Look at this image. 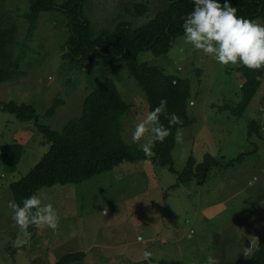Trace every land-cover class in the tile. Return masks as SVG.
I'll list each match as a JSON object with an SVG mask.
<instances>
[{
	"label": "rangeland",
	"instance_id": "rangeland-1",
	"mask_svg": "<svg viewBox=\"0 0 264 264\" xmlns=\"http://www.w3.org/2000/svg\"><path fill=\"white\" fill-rule=\"evenodd\" d=\"M67 0L43 13L32 26L28 0L0 2V31L15 26V54L23 76L0 84V102L31 105L41 125L62 131L82 115L91 83L114 75L101 63L71 65L65 43L70 33L61 11ZM169 4L168 0H84V12L95 34L114 31L120 22L140 27ZM147 6L141 15L139 8ZM256 22L262 24V20ZM176 39L168 54L144 51L139 63L161 68L167 75L190 82L188 113L193 125L180 129L174 168L182 173L190 158L197 164L207 155L218 165L202 179L178 183V175L148 161L123 162L114 170L73 185L40 190L58 215V229L38 227L37 237L23 247V235L12 219L11 185L24 178L48 153L51 144L34 122H21L0 109V149L21 144L18 166L7 168L0 154V264H57L64 256L86 253L83 264H136L152 259L180 264H249L242 251L249 235L264 233V79L243 115L234 109L242 99L245 77L236 65H220L211 56L193 51ZM75 64V63H74ZM114 79L131 110L124 115L123 138L142 148L147 137L131 142L136 124L148 115L146 94L136 78L120 65ZM101 78V77H100ZM63 101L53 117L47 112ZM257 123L250 135L251 124ZM242 155L243 159L237 161ZM38 192V193H39ZM107 209V215L103 211ZM143 237L138 240L137 237Z\"/></svg>",
	"mask_w": 264,
	"mask_h": 264
},
{
	"label": "trees",
	"instance_id": "trees-1",
	"mask_svg": "<svg viewBox=\"0 0 264 264\" xmlns=\"http://www.w3.org/2000/svg\"><path fill=\"white\" fill-rule=\"evenodd\" d=\"M6 0H0L4 2ZM29 12L26 15L32 26L38 23L43 13L55 9L57 0H28ZM169 4L152 20L140 27H133L128 22H120L114 31L102 30L95 34L92 24L85 16L84 0H67L61 11L67 19L70 36L64 44L71 65L82 66L87 60L101 63L114 72L112 76H99L98 85L89 86L90 94L85 98L82 115L71 120L62 131H55L39 123L40 117L35 108L19 105L14 101L0 102L3 112L15 115L21 122H34L38 131L51 144L48 153L24 178L11 185V191L17 203L34 192L56 185H75L88 181L102 173L114 170L123 162L136 163L148 161L155 166L168 168L178 175V183L186 184L191 180H202L207 173L218 165L216 160L207 155L197 164L192 157L184 171L177 173L174 168L173 151L176 135L180 129L190 127L193 121L188 113L190 102V82L185 79L167 75L161 68L139 63L137 57L144 51H150L160 57L169 53L177 38L183 36V18L192 11V0H168ZM223 2V0H221ZM237 14L264 24V0H232ZM139 13L145 15L147 6H141ZM16 27H6L0 31V84L11 82L23 72L15 54ZM75 63V64H74ZM122 65L137 80L146 94L149 111L157 107L162 99L167 100V111L175 113L181 125L171 128L163 143H157L154 157H146L137 144H127L123 138V117L131 110L115 82V75ZM245 77L240 104L234 110L243 115L260 90L264 79V69L252 70L239 66L237 68ZM101 77V78H100ZM259 77V78H258ZM63 101L56 100L47 116L53 117ZM161 123L168 126V120L161 116ZM260 129L257 123L251 124L250 135L254 129ZM24 153L21 144L2 146L0 154L2 163L7 168L18 166ZM242 155L237 161L243 159ZM32 233L29 241L38 234V227L29 228ZM86 253L77 252L64 256L57 264H83ZM136 264H180L166 260L141 261ZM249 264H264V233L260 240L259 251H255Z\"/></svg>",
	"mask_w": 264,
	"mask_h": 264
},
{
	"label": "clouds",
	"instance_id": "clouds-1",
	"mask_svg": "<svg viewBox=\"0 0 264 264\" xmlns=\"http://www.w3.org/2000/svg\"><path fill=\"white\" fill-rule=\"evenodd\" d=\"M194 5L191 12L184 18L181 25L183 43L190 45L193 51L211 56L220 65H236L252 70L264 69V24L237 14V8L232 6V0H192ZM259 78V77H258ZM167 100L162 99L157 107L151 110L146 118L136 124L131 133V142L142 144L146 157H154L153 151L157 143H163L171 135V128L181 125V118L172 113L168 114ZM161 116L168 120V126L161 123ZM176 142L183 143V137L177 133ZM46 195L34 192L23 199L21 203L15 200L8 202L12 210V219L20 229L23 238L16 240V247L28 243L32 226L58 229V215L51 203H46ZM107 215V209L103 211ZM143 240V237H137ZM248 246L243 248V255L250 258L259 251L260 241L255 235H249ZM153 253L144 250L143 259L151 261ZM207 264H217L214 257H209Z\"/></svg>",
	"mask_w": 264,
	"mask_h": 264
}]
</instances>
